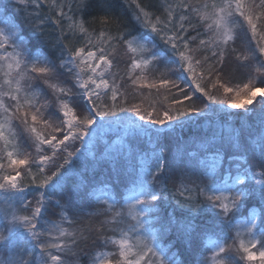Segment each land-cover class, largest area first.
<instances>
[{
  "label": "snow or ice",
  "instance_id": "6c2138e0",
  "mask_svg": "<svg viewBox=\"0 0 264 264\" xmlns=\"http://www.w3.org/2000/svg\"><path fill=\"white\" fill-rule=\"evenodd\" d=\"M120 7L0 0V264H264V0Z\"/></svg>",
  "mask_w": 264,
  "mask_h": 264
},
{
  "label": "trees",
  "instance_id": "16d2710c",
  "mask_svg": "<svg viewBox=\"0 0 264 264\" xmlns=\"http://www.w3.org/2000/svg\"><path fill=\"white\" fill-rule=\"evenodd\" d=\"M4 4H9L11 3V0H3ZM119 3L123 5V7H120L117 9L118 14L125 20H128V18L131 16V8H129V0H119ZM12 14V10H9V15ZM253 45L255 44V41H252ZM242 79V77H240L239 75H237L236 80L234 81V83H238L240 80ZM138 98V97H137ZM135 100V99H134ZM158 100V99H157ZM132 101V100H131ZM259 101L260 99H258L257 101L254 102L253 106L255 107L256 111H259ZM236 111V110H234ZM251 113H245V118H247L248 116H251ZM203 128H207V125L204 124L202 126ZM187 131V130H186ZM196 129H193V132H195ZM191 135V134H189ZM128 137L124 136V131L123 129L117 131L115 127H113L112 129H105L101 134L100 137L98 139V142L94 148V151L96 149H98L99 147H103L105 149H108L110 151H123L124 153H127L129 151V145H128ZM136 145L140 144V141H135L134 142ZM145 148L148 149L149 154L151 153V145H148L145 143ZM195 146V147H194ZM167 147H170L171 149L176 148V144L175 141L173 140L169 145H167ZM197 147V145H192L193 150ZM136 152L137 155L135 157V159H125V163L128 165L129 170H131L133 167L136 168V170H139V167L141 166V161H140V155H142L139 152V148H136ZM120 192L123 194L125 192V189L123 187H120ZM94 195H102L100 192H95ZM52 219H57L56 216H52ZM212 237H214L211 234L205 235L201 238V243L204 246L206 239H212ZM100 249H105L103 245L97 243V244H92L91 242H89L88 244V248L86 249V251L88 252L89 256L87 258L82 257L81 258V264H85V259L91 260L92 258L95 257V255L97 254V252H99ZM97 251V252H96Z\"/></svg>",
  "mask_w": 264,
  "mask_h": 264
},
{
  "label": "rangeland",
  "instance_id": "374dc122",
  "mask_svg": "<svg viewBox=\"0 0 264 264\" xmlns=\"http://www.w3.org/2000/svg\"><path fill=\"white\" fill-rule=\"evenodd\" d=\"M118 55H122L121 53H118ZM122 73L123 70L125 68V65L123 63H121L120 65ZM233 86H235V83L233 82ZM122 91H126L127 93V98H128V105L125 106H130L132 103H137V104H141L142 107H148L149 104L155 103L157 108H161V106H167L169 102L164 101L163 96H159L157 97L155 94V90H153V93L151 95L148 94V90L147 89H138L136 86L131 85V82L129 81L128 84L126 85V87L124 89H122ZM143 92L144 96H141L140 93ZM138 97V98H137ZM135 99V100H134ZM158 99V100H157ZM261 99L259 96L257 97V100ZM132 100V101H131ZM187 103V102H186ZM221 107V106H218ZM195 147V146H194ZM176 148L172 149L173 151H175ZM214 236V235H213ZM216 239V237H212V240ZM210 239H206L205 245L204 247L206 249H210L211 245L209 243ZM110 251V249H100L98 253H102V252H108ZM97 254L95 255V257L97 256ZM208 254V253H206Z\"/></svg>",
  "mask_w": 264,
  "mask_h": 264
}]
</instances>
